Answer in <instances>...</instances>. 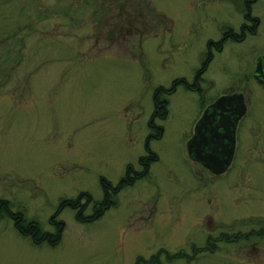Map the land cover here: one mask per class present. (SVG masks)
I'll use <instances>...</instances> for the list:
<instances>
[{
	"label": "rangeland",
	"instance_id": "1",
	"mask_svg": "<svg viewBox=\"0 0 264 264\" xmlns=\"http://www.w3.org/2000/svg\"><path fill=\"white\" fill-rule=\"evenodd\" d=\"M102 1L0 0V202L13 215H0V264H135L161 250L193 258L213 239L264 226V89L244 76L264 56V0L253 5L255 22L244 18L246 0H140L134 18L97 13ZM244 25L256 35L219 52ZM207 53L200 90L180 85L168 119H154L156 91L195 85ZM240 91L255 123L240 128L232 169L216 179L187 145L207 105ZM148 147L159 161L100 220L80 224L76 211H60L90 195L91 217L102 179L116 187L129 167L141 173ZM20 214L50 237L63 223L58 246L23 239ZM175 264H264V239L217 242Z\"/></svg>",
	"mask_w": 264,
	"mask_h": 264
},
{
	"label": "trees",
	"instance_id": "2",
	"mask_svg": "<svg viewBox=\"0 0 264 264\" xmlns=\"http://www.w3.org/2000/svg\"><path fill=\"white\" fill-rule=\"evenodd\" d=\"M256 3V0H246L245 1V8H244V18L245 20L249 21L250 19H252L251 13H252V9H253V5ZM246 12V13H245ZM255 22L253 19L250 20ZM257 23V22H256ZM256 23H254V26H256ZM249 30L247 25H244L242 27V30L240 31L241 34L239 36H236L233 31H229L230 33L227 32V34H225L224 39L217 45V48L219 49V52L222 51L223 48V44H225L226 42H228V40H231L237 44L242 43L243 41L246 40V35L245 33H247V31ZM252 35H256V28L253 27L249 30ZM212 45H209V51H212ZM221 50V51H220ZM212 54L207 53V57L204 60V62L201 64L202 68L201 70L198 72V74L196 75V84L195 85H191L189 83L186 82V80H178V82L176 81L174 83L173 86H171V89L166 90L164 88H160L159 90L156 91L155 95H154V108H155V113L153 115L154 119H160L163 121H166L169 117V102H168V97L172 96L176 93L178 87L180 85H184L186 87L187 90L191 91V92H198L200 90V88L197 86L199 84V81L201 80V77L203 76L202 74H204L208 67H209V63L212 62ZM153 118L152 121L149 124L150 129H152L155 125H153ZM154 130V129H152ZM161 130V131H160ZM162 129H157L156 131V135L155 137H151L154 140H160V138H162L163 134H162ZM148 151L149 154L147 157L142 158L140 160V165L142 166V172L141 173H136L135 170L131 167H129L127 169V173L125 175V177L120 181V183L114 187L111 183L107 182L105 179H102V187L104 189V193L105 194V198L103 203H101V205L94 206L93 210H94V214H92L91 217H87L86 216V212H87V208L88 206H90L91 204H93V199L90 195H81L77 198V200H69L64 202L60 208V211L66 208H69L73 211L77 212L76 215V220L78 223L80 224H90V223H94L98 220H100L103 215L108 211V209L112 208V207H116V198L117 196L124 191L125 189L129 188V187H133L136 184V181H141V179L146 178L149 175L151 166L158 162V156L154 153L151 152V150L148 147ZM85 201V202H83ZM10 204L7 202H0V215H6V216H10L12 217L13 215H11V209H10ZM58 214V213H57ZM60 215V214H59ZM58 215H55L52 219V224H55L56 220L58 217H56ZM13 218V217H12ZM15 222H16V229L18 230L19 234L21 235V237H23V239L29 238L32 239L34 246H42L43 244H48L49 246L52 247H56L58 246L59 242H60V238L62 236V224L63 223H59L61 226L60 228H58V232L55 235H52L50 237V234H44L42 233L41 229L39 228L38 223L36 222H30V221H26L25 217L23 214L18 215L17 220L14 218ZM56 227H58V223L55 224ZM227 239L225 237V240H223L222 237L219 241H214L211 240L210 242L207 243V248H204V250L202 249H193L194 253V257L189 258V256L186 255V253L184 252H180L179 254H174V255H170L169 253H166L165 250H161L160 252H158L157 255L153 256L151 259L146 260L144 258H138L135 262V264H175L176 262L179 261H191L194 259H197L198 256L204 254L205 252L207 253H213L215 252V248H217V242L220 243H226V244H240V243H244L247 241H250L252 239L255 238H263L264 239V226L259 230V232H255V231H251L247 234H238V235H227ZM218 240V239H217ZM206 249V250H205Z\"/></svg>",
	"mask_w": 264,
	"mask_h": 264
},
{
	"label": "water",
	"instance_id": "3",
	"mask_svg": "<svg viewBox=\"0 0 264 264\" xmlns=\"http://www.w3.org/2000/svg\"><path fill=\"white\" fill-rule=\"evenodd\" d=\"M230 106L234 107L233 110L236 111L235 119H222V123L224 124L221 128L224 132V134H222L223 138L221 141H209L205 137V134L212 121L210 115H212L215 108H227ZM244 112L245 106L241 95L231 98H222L209 108L197 125L194 138L188 144V154L190 159L195 163L201 164L203 168L208 169L215 175L226 173L230 168L229 166H231L234 157L236 124L238 122L236 116L241 117Z\"/></svg>",
	"mask_w": 264,
	"mask_h": 264
},
{
	"label": "flooded vegetation",
	"instance_id": "4",
	"mask_svg": "<svg viewBox=\"0 0 264 264\" xmlns=\"http://www.w3.org/2000/svg\"><path fill=\"white\" fill-rule=\"evenodd\" d=\"M135 1V2H134ZM140 0H105L102 1V6L105 7L104 9H100L97 13H125L126 15H128L127 13H132V14H136V13H141V8L138 6ZM101 6V7H102ZM141 9V10H140ZM94 12V9L92 10ZM91 12V13H93ZM127 18H134V16H130ZM136 18V16H135ZM236 35V34H235ZM239 36V35H236ZM264 56L258 58L253 64H252V70L247 68L246 70V74L244 75L246 78V81L249 80H253L254 83H256L257 85H259L261 88L264 89ZM249 70L250 73L248 72ZM245 81V82H246ZM242 96L243 97V104L245 105V112L243 114V116L241 115V117H237L238 122H237V126H236V133H235V139H236V145H235V150H234V159L233 162L236 158L237 155V149H238V132L240 131V128L242 129L245 125H250L252 126V123H255V121H253L252 123L249 122V119L252 118V114H251V100H247L246 101V97L245 95L240 91V93H230V94H223L222 97L227 96V97H236V96ZM220 97V98H222ZM220 98H218L216 101L212 102L211 105H207L206 109L203 111L204 112L208 109L211 108L214 104H216V102H218V100H220ZM234 107H227V108H215V110L212 112V115H210L212 117V121L211 124L208 127V130L206 131L205 137L209 140V141H216V140H220L223 138L222 134H224V132L221 130V128L223 127L222 125H224L222 123V119L225 118H229L231 120L235 119V114L236 111L233 110ZM202 118V117H201ZM200 118V119H201ZM200 121V120H199ZM198 121V122H199ZM246 123V124H245ZM194 133H193V137H194ZM233 166V163L232 165ZM230 166V169L227 171V173L232 169V167ZM213 178H219L222 176H214L211 172H209Z\"/></svg>",
	"mask_w": 264,
	"mask_h": 264
},
{
	"label": "bare ground",
	"instance_id": "5",
	"mask_svg": "<svg viewBox=\"0 0 264 264\" xmlns=\"http://www.w3.org/2000/svg\"><path fill=\"white\" fill-rule=\"evenodd\" d=\"M107 181V180H106ZM108 182V181H107Z\"/></svg>",
	"mask_w": 264,
	"mask_h": 264
}]
</instances>
